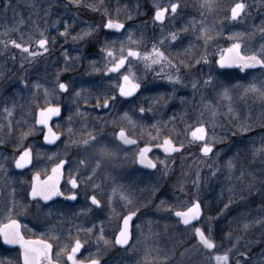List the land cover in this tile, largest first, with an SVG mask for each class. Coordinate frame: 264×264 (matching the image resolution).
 I'll return each instance as SVG.
<instances>
[{
  "label": "snow or ice",
  "instance_id": "obj_1",
  "mask_svg": "<svg viewBox=\"0 0 264 264\" xmlns=\"http://www.w3.org/2000/svg\"><path fill=\"white\" fill-rule=\"evenodd\" d=\"M20 7L18 0H0V13L11 11L14 18L13 24L0 30V57L5 58L4 65H0V85L10 79L5 69L8 61L16 63L19 57V69L26 72V64L30 67L41 57L51 56L60 40L64 45L88 43L101 28L118 30L123 39L98 41L104 63L98 66L95 60L89 62L91 72L118 74L112 89L102 83L93 84L97 89L93 93L73 81L62 80L60 73L75 67L82 58L79 53L71 56L68 47L61 45L64 67L57 69L51 88L39 80L19 76L16 79L22 89L13 96H0V146L12 145L11 161L0 148V199L5 201L0 208V239L4 244L19 246L17 264H127L129 259L133 264H264V20L259 26L253 25L251 31L227 29L228 47L217 48L218 58L210 59L209 46L225 34L222 25L207 20L208 14L219 8L217 0H198L195 7L199 19L186 12L188 5L184 0L155 3L151 20L162 31L147 50L141 48L144 33L137 35L143 25L134 23L140 14L139 3L129 7L121 0H25L26 16L17 12ZM253 7L264 15V0H234L224 19L243 26ZM82 11L98 14L102 23L84 20ZM178 17H186V21L176 28ZM166 20L174 30L165 34ZM124 21L133 23L126 25ZM257 32L259 47L246 48V38ZM140 62L143 76L133 68ZM232 69L259 71L261 77L233 83L236 77L228 76ZM149 71L154 79L165 82L156 87H171V92L144 96L149 91ZM106 79L111 81V77ZM177 86L190 88L191 99L177 96ZM24 90H30L31 95L20 104L14 96ZM60 95L72 97L74 107L65 109ZM140 97L143 103L123 110V104ZM173 99L185 106L179 116L174 113L164 121L143 123L153 119L159 108L168 106ZM257 102L259 107H255ZM65 111V131L54 130L53 117L62 119ZM110 116L111 119L105 118ZM92 119L99 125L91 123ZM77 123L79 129L75 127ZM108 127H112L111 132L105 131ZM136 128L140 129L139 136L129 131ZM162 131L167 134L162 135ZM65 132L66 138L62 139ZM36 134L48 145L57 146L58 141L63 144L64 158L58 159L45 179H41L40 171H35L30 180H21L17 186L9 175V163L16 169L36 168L41 163V148H35L34 153L35 145L25 144ZM230 137L233 139L225 143ZM218 145L232 149V155L222 157ZM133 147L136 152L132 163L142 167L126 171L123 165L129 153L125 149ZM153 148L162 149L165 158L153 159L149 155ZM68 149L75 150L72 159L67 158ZM60 156L57 151L48 158ZM176 157H180L181 171L171 199L160 191L159 184L152 185L150 195L141 199L143 190L132 187L131 181L128 185L120 182L145 169L157 170L163 177L175 175ZM185 161H189L187 168ZM66 167L68 187L62 190ZM105 181L110 185L107 191ZM212 181L227 184L229 193L226 198L221 194L215 208L200 195L202 187ZM253 190L260 195L261 211L242 215L229 223L227 231H218L220 219L234 204L243 201V206H248ZM81 191L90 203L78 211L65 213L51 207L58 197L78 201ZM157 192L159 196L155 195ZM98 193L104 198H99ZM117 199L123 202L125 211L118 214L122 223L117 224L113 239L109 240L104 222L95 213L107 208L117 215ZM141 208L147 210L141 212ZM213 211L215 215L211 214ZM30 212L37 219L42 218L43 224L37 226L46 225L41 235L47 238L33 239L22 231L27 225L15 217ZM90 214L99 224L89 221L91 226L85 227L80 218ZM88 245L95 246L94 253ZM111 248L118 249L117 255L105 260V253ZM84 252H88L86 257ZM137 256L140 259H135ZM0 264L12 262L0 260Z\"/></svg>",
  "mask_w": 264,
  "mask_h": 264
},
{
  "label": "rangeland",
  "instance_id": "obj_2",
  "mask_svg": "<svg viewBox=\"0 0 264 264\" xmlns=\"http://www.w3.org/2000/svg\"><path fill=\"white\" fill-rule=\"evenodd\" d=\"M114 2L115 0H113V3ZM184 2L188 5L186 12L192 13V15H195L196 18L199 19L200 17H199L198 10L195 7V5L198 3V0H184ZM249 2H251V0H249ZM18 3L21 5V7L17 8V12H22L26 16L27 9L26 7H24L25 0H18ZM124 3H127L129 7H134L135 4L137 3L140 4V14L135 17L134 23L136 25H143L142 28L137 29V35H139L141 31L144 33V39L141 44L142 50L150 49L152 42L158 37H160L161 31H162L158 25L152 24L151 17L154 11V4L159 3L161 5H165L168 3V0H121V4H124ZM233 3H234V0H217V4L219 5V8L214 13L208 14L207 16V20L209 23H216L218 25H222L223 29L225 30V34L220 36L217 40H215L209 46L208 52L210 54V57H209L210 59L213 57L218 58L219 52L217 51V48L225 49L228 47L229 42L227 40V34H226L227 29L231 28L233 31H251L253 25L259 26L261 24V21L264 20V15L258 14L255 7H253L252 15L246 19L243 26H241L238 23L233 24V22L225 20L224 18L227 15V9ZM261 11L264 12V10H261ZM81 16L83 17L84 20L94 22L96 24L102 23L101 18L98 14L82 11ZM121 19L123 20V14H121ZM185 21H186V17H178L175 23V27L176 28L180 27V25L184 23ZM124 22L128 24L133 23V21H124ZM13 23H14V18H13V14L11 11H9L6 14L0 13V30H2L5 25H11ZM100 30L98 32H100ZM171 30H174L173 24L166 20L164 23L163 32L166 34L168 31H171ZM51 34L55 35L56 33L54 30H52ZM115 39H123V36L121 34L113 35L112 37H109L108 40H115ZM95 40H97V36H95L94 40H92V44L91 42L89 44L91 46L95 45L94 44ZM187 43L188 41H185V45H187ZM260 43L261 41H259V32H257L254 37L250 36L246 38L245 47L249 49H256L259 47ZM84 45L85 43H82V42H76L71 45H66V47H68L69 49V54L71 56L75 57L77 53H79L82 59L79 62H77L75 67L71 68L69 71L61 72L60 77L65 75V81H73L76 83L77 87H84L85 89H90L93 93L97 91V89L92 87L93 84L102 83L106 89L114 88L115 83L117 82L118 75L110 76L111 81H109L108 79L107 80L104 79L103 72L101 73L91 72L89 68V62L92 60H95L98 62V66H101L104 63V59L102 58V54L100 50L98 52H95L94 54L92 53L86 54L84 52ZM96 45L98 47L102 46L100 43H98V41ZM198 47L202 48V45H198ZM169 51L175 53L176 50L169 49ZM59 57H60L59 65L61 68H63L64 67L63 57L61 54L59 55ZM40 59L42 60V58ZM4 60L5 58L0 57V65H4ZM56 63L57 62L53 61L52 65H49L50 66L49 70L51 72V76L49 79H46V77L44 78V75L39 74L37 76L31 77L30 80L31 81L39 80L40 83L45 84L47 87L51 88L55 80L57 67L59 66V65H55ZM133 68L137 72V75H140V76L144 75L142 62L134 64ZM5 69L10 79L8 80L6 85H0V96H13V93L20 91L22 89V85H20L18 79H16L13 74V62L8 61V63L5 65ZM158 70L159 69L157 68V71ZM14 71H15V67H14ZM22 76H25V74H23ZM228 76L236 77V80H233V83H235L237 80L240 83H247L249 80L252 79L253 76L260 78L261 73L259 71L240 72L239 70L232 69V70H228ZM147 79L148 81H150V83L148 84L149 91L144 92L143 93L144 96L154 95L158 91L171 92V87H167V88L156 87V85H160L165 82H162L158 79H154L153 73L151 71L147 73ZM84 94L88 95V92H85ZM176 94L177 96H184V97H188L189 99H191V89L190 88H182V87L177 86ZM30 95H31L30 90H24L21 93V95L14 96V99H16L18 103L24 104L27 102ZM58 98L61 101V103L64 105L65 109L69 107H74L72 97L67 96V95H60ZM53 102H55V100H53ZM80 103L83 106V101H81ZM138 103H143V97H140L138 100L133 101L130 104H123L122 108L123 110L128 111V110L134 109L136 104ZM249 103H251V101ZM145 107H147V105H145ZM255 107H259L258 102L255 105ZM184 110H185V106L182 105L178 99H173L169 102L168 106H161L157 114L153 117V119H146L143 121V123L146 125H150L155 120L164 121V120H167L168 117L173 115L174 113L177 116H179ZM95 115L96 114L93 113V117ZM115 115H116V112H113L112 116H115ZM105 118L111 119L112 117L110 116V117H105ZM136 119L139 120V117H136ZM65 120H66V111L64 112L62 119L60 118L59 120L54 122L53 126L55 127V129L59 131H65ZM90 122L99 125V122L95 121L94 119H92ZM57 124L60 125L59 129L56 128ZM75 127L79 129V124L77 123ZM169 127H171V125H169ZM105 131L111 132L112 127H108L107 129H105ZM129 131L130 132L134 131V134L137 136H139L140 134L139 128H136L135 130L129 129ZM217 131H219V129H217ZM166 134H167L166 131H162V135H166ZM65 138H66V132H65V137H62V139H65ZM146 139H147L146 136L142 137L141 144H143V141ZM232 139L233 138L230 137L229 141H226L225 143L230 142ZM153 143H158V141H153ZM25 144H34L35 145L34 153H35V148H41L42 151L39 157L41 163L36 168H34V171L38 170L41 173L45 172L44 169L47 170L48 167L57 160L58 157H54L51 160L48 158L52 152L59 151L61 152V155H62L63 152L65 151L64 145L61 144L60 142L54 148H46L42 144V140L39 134L29 137L28 140L25 142ZM0 148L3 149L4 155L9 156V161H11L12 145L8 144L5 146H0ZM218 148L222 149V152H221L222 157L226 158L227 156L232 155V149L225 148L224 145H218ZM192 150L194 151L195 149L193 148ZM126 151H128L129 153L127 158H129L130 160H133L136 149L130 148V149H127ZM68 152L72 159V157L75 155V150L68 149ZM152 157L154 159L159 157V159L161 160L165 158V156L159 152H156ZM176 161L177 163L175 166V175L170 173L168 177H163L161 176L160 172L156 170L154 174L148 175V177L156 180V184L159 183L162 189L165 185L169 184L168 183L169 180L172 181V184L174 186L176 179L181 171L180 157H176ZM129 163L134 164L131 161ZM188 163L189 161H185V164H184L185 168H187ZM12 170H13L12 165H9V175L14 177L16 173L13 172ZM25 177H26L25 175H23L22 177H18L17 181H21L25 179ZM146 182L148 183L147 179H146ZM227 187H228L227 184L212 181L202 187L200 195L204 200L208 202L209 206L215 208V205L218 204L220 199L222 198L221 194H223V198H226L229 195V193L227 192ZM145 188L148 189L149 186L145 184ZM165 189H168V188H165ZM256 196H257V199L255 200ZM258 196H259V193L253 190L252 195L248 197V200L250 201V203L248 204L247 207L243 206L244 205L243 201H239L238 203L234 204L233 207L229 210V212L224 216V218L220 219L219 225H218V231L219 229H223L227 231L229 223L233 222L234 219L238 221L242 215H246L248 213H251L252 215H256L257 213H259L261 211V208H260V204H257V203L261 199L260 197L258 198ZM234 199L238 200V197H234ZM211 214L215 215V211H213ZM232 226L235 227L236 226L235 223H233Z\"/></svg>",
  "mask_w": 264,
  "mask_h": 264
},
{
  "label": "flooded vegetation",
  "instance_id": "obj_3",
  "mask_svg": "<svg viewBox=\"0 0 264 264\" xmlns=\"http://www.w3.org/2000/svg\"><path fill=\"white\" fill-rule=\"evenodd\" d=\"M126 23V22H125ZM128 23H126L127 25ZM53 35V34H52ZM113 35H120L119 32H113L110 31L108 29H103L101 28L100 32H97V40L94 41L95 45H90L88 43H85L84 45V52L86 54H94L95 52H98L100 50V48L102 46H97L96 43L97 41H102L105 39H109V37H112ZM14 38H17L16 35H13ZM89 44V45H88ZM92 44V41H91ZM61 45H63L64 47H66V45L63 44V41L60 40L58 41V44L56 46V48L53 50V54L51 56H44L41 57V59H39L36 63L32 64L30 67L26 64L25 68L27 69L26 72L21 71L19 69V57H17V62L13 63V74L16 77L22 76L23 74H25V77L28 79H31V77L37 76L39 74L44 75V78L46 77V79H49L51 76V72H50V66L52 65L53 61L57 62L55 65H59L60 64V57L59 55L61 54L60 49H61ZM45 66V67H44ZM14 67H15V71H14ZM56 68V67H55ZM60 65L57 67V69H60ZM54 75V74H53ZM113 75H118L116 73H103L104 79H106V77H110ZM62 80H65V75L60 77ZM107 80V79H106ZM130 99V98H129ZM64 113H62L63 115ZM58 119H53L52 120V125L54 124V122H56ZM54 130L55 127L53 126ZM42 140V138H41ZM59 143V141L57 142V144ZM42 144L46 147V148H54L55 146L52 145H48L46 142L42 141ZM141 146H143V144H141ZM134 148V147H133ZM127 150V149H126ZM156 152H159L161 154H163L164 156L166 154L163 153V151H161L160 149H156L153 148L152 152L149 153V155L153 156ZM59 158H64L63 155H61L60 157L57 158V160L55 162H53L47 169V171L41 173V179H45L47 175L51 174V168L54 166V164L58 161ZM68 159H71L70 155H68L67 157ZM154 159V158H153ZM132 162V160H130L129 158H126V161L123 165L124 169L126 171H131L133 169H139L141 168L139 165L137 164H130L129 162ZM9 165H12L11 162L9 163ZM13 167V172H15V176L13 177L16 182H17V186H19L20 181H17L18 177H22L23 175H25V179H23V181H28L31 179L32 173L35 172L34 168H32V166H28L27 169H16ZM38 171V170H36ZM12 172V173H13ZM156 172V170H149V169H145L144 171H135L134 173H132V175L129 177V179H124V180H120V182L124 183L125 185L129 184V181H131V186L134 188H138L143 190L142 191V196L141 193H138V196H141V199L143 198V196H148L150 195V190L152 185L156 184V180H154L153 178H149L148 175L154 174ZM114 175H116V173H114ZM148 180V183L146 182V179ZM68 178V169L67 167L65 168V178L64 180L61 181V189L62 190H66L68 185L66 184V180ZM118 179H120V177H117ZM3 183V178H0V184ZM169 184L165 185L163 187V189L160 187V191L161 192H166L168 193V199H171L172 194H174V190H175V185L173 186L172 181H168ZM145 184H147L149 186L148 189L145 188ZM159 184V183H158ZM26 186V185H25ZM109 184L107 181L104 182V189L105 191H107V189L109 188ZM151 186V187H150ZM168 188V189H165ZM156 196H159L160 193L157 192L155 194ZM99 198L103 199L104 196L103 194L98 193ZM55 203L51 204V207L56 210V211H64L65 213H69V212H75L78 211L80 207L85 206L86 203H90V201H86L85 200V196L83 194V191H81L80 195H79V199L76 202H71V201H67L64 197H58L55 198ZM158 202V201H157ZM5 203V201L3 199H0V208L3 207V204ZM115 207H116V213L117 215H113L112 213H110L108 211L107 208H105L103 213H95V216L99 217V220H102L104 222V228H105V236L109 239L112 240L113 239V234L116 230L117 224L118 223H122V221L118 220V214H121L125 211V209L121 206L123 204L122 201H119L118 199L116 201H114ZM147 209L141 208V212L146 211ZM2 218V217H0ZM15 218H20L21 219V224L22 225H27L26 228H22V231L25 233V235L27 237H31L33 239H43V238H47L45 236H42L41 234L45 231V226H37V225H42L43 221L42 218L41 219H37L34 215V213L30 212L28 214H24V213H20L18 214L17 217ZM143 219V218H142ZM99 220H96L93 218V216L90 214L89 216L86 217H81L80 218V223H83L85 227H90L91 223H89V221H91L92 223H97V225L99 224ZM135 220V218H134ZM6 222V221H5ZM70 223V222H69ZM136 223H140V221H136ZM69 224H66L65 227H68ZM75 230H73L74 232ZM161 240H164V237H161ZM89 250L91 252H95V246L94 245H88ZM18 249L19 246L18 245H7L4 244L2 239H0V260H11L12 264H17V260L16 257L18 256ZM118 249L116 248H111L109 249L104 256L105 260H111L113 257H115L117 255ZM88 255V252H84V256L86 257ZM130 256L132 255L131 253L129 254ZM83 258V257H81ZM135 259H140V257H135ZM127 264H133L132 259H129L127 261Z\"/></svg>",
  "mask_w": 264,
  "mask_h": 264
},
{
  "label": "water",
  "instance_id": "obj_4",
  "mask_svg": "<svg viewBox=\"0 0 264 264\" xmlns=\"http://www.w3.org/2000/svg\"><path fill=\"white\" fill-rule=\"evenodd\" d=\"M109 30V29H108ZM110 31H113V32H118V30H115V29H111ZM226 49V48H225ZM53 119H58V118H56V117H53ZM161 151H163L162 149H160ZM140 167H142V166H140ZM149 170H151V169H149Z\"/></svg>",
  "mask_w": 264,
  "mask_h": 264
},
{
  "label": "trees",
  "instance_id": "obj_5",
  "mask_svg": "<svg viewBox=\"0 0 264 264\" xmlns=\"http://www.w3.org/2000/svg\"><path fill=\"white\" fill-rule=\"evenodd\" d=\"M260 197V195L258 196V198ZM257 199V196L255 198V200ZM257 204H260L261 205V200L257 203Z\"/></svg>",
  "mask_w": 264,
  "mask_h": 264
}]
</instances>
